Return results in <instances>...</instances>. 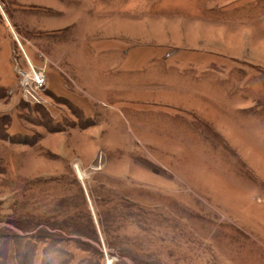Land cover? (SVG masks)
Listing matches in <instances>:
<instances>
[{"label": "rangeland", "instance_id": "rangeland-1", "mask_svg": "<svg viewBox=\"0 0 264 264\" xmlns=\"http://www.w3.org/2000/svg\"><path fill=\"white\" fill-rule=\"evenodd\" d=\"M0 264H264V0H0Z\"/></svg>", "mask_w": 264, "mask_h": 264}, {"label": "bare ground", "instance_id": "bare-ground-1", "mask_svg": "<svg viewBox=\"0 0 264 264\" xmlns=\"http://www.w3.org/2000/svg\"><path fill=\"white\" fill-rule=\"evenodd\" d=\"M12 33L14 34L15 32H12ZM14 35H15V34H14ZM36 79H37V80L39 79V82H40V78H39L38 76H36ZM76 172H77V174H78V177H79L80 179H82V178H83V173H82L81 169H79V168L76 167Z\"/></svg>", "mask_w": 264, "mask_h": 264}, {"label": "built area", "instance_id": "built-area-1", "mask_svg": "<svg viewBox=\"0 0 264 264\" xmlns=\"http://www.w3.org/2000/svg\"><path fill=\"white\" fill-rule=\"evenodd\" d=\"M36 82L39 83L38 80H36Z\"/></svg>", "mask_w": 264, "mask_h": 264}]
</instances>
